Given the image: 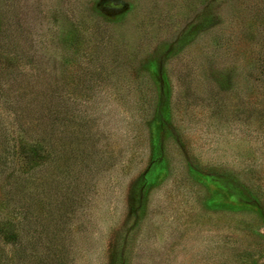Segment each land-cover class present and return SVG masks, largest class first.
Here are the masks:
<instances>
[{"label": "rangeland", "instance_id": "374dc122", "mask_svg": "<svg viewBox=\"0 0 264 264\" xmlns=\"http://www.w3.org/2000/svg\"><path fill=\"white\" fill-rule=\"evenodd\" d=\"M0 264H264V0H0Z\"/></svg>", "mask_w": 264, "mask_h": 264}, {"label": "trees", "instance_id": "16d2710c", "mask_svg": "<svg viewBox=\"0 0 264 264\" xmlns=\"http://www.w3.org/2000/svg\"><path fill=\"white\" fill-rule=\"evenodd\" d=\"M47 153H49L47 147L39 142L34 144H24L23 146V155L28 157L29 160H33L37 163L43 161L46 158ZM20 239V232L15 226L6 230V240L8 242L18 243Z\"/></svg>", "mask_w": 264, "mask_h": 264}]
</instances>
